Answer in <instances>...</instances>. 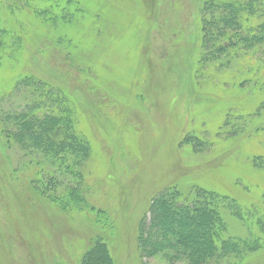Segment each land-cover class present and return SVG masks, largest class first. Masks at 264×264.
Returning a JSON list of instances; mask_svg holds the SVG:
<instances>
[{"label": "rangeland", "instance_id": "obj_1", "mask_svg": "<svg viewBox=\"0 0 264 264\" xmlns=\"http://www.w3.org/2000/svg\"><path fill=\"white\" fill-rule=\"evenodd\" d=\"M205 1L74 0L73 21L54 28L17 15L24 33L1 50L0 96L28 76L72 103L89 144L88 209L54 207L42 193L54 168L0 137V264H83L96 237L110 264H188L139 254L140 225L165 188L186 203L202 191L222 236L247 243L209 264H264V53L231 47L201 62ZM15 94L0 107H16Z\"/></svg>", "mask_w": 264, "mask_h": 264}, {"label": "trees", "instance_id": "obj_2", "mask_svg": "<svg viewBox=\"0 0 264 264\" xmlns=\"http://www.w3.org/2000/svg\"><path fill=\"white\" fill-rule=\"evenodd\" d=\"M260 2L206 0L199 17L202 27L200 61L207 63L231 47L241 48L245 52L260 47L264 53V20L259 19L262 15ZM74 3V0H0V57L4 53L2 51L8 49L9 41L15 44L20 40L23 31L19 29L23 23L19 15L28 13L32 19L52 28L66 27L80 11ZM4 16L9 18L5 20ZM58 34L59 43H64L63 33ZM17 90L19 94L15 96L19 99L18 105L10 109L0 107V137L13 142L25 152L41 154L45 163L57 172L49 177L56 184L46 185L42 193H49L48 201L58 210L66 214L75 210L82 214L88 206L79 187L84 185L82 169L89 157V144L77 130L72 103L60 90L28 76L19 78L13 91L0 96V101ZM58 182L64 186L61 195L50 193L54 192V187H58ZM179 193L165 188L152 198L149 225L144 231L145 224H141L138 235L141 257L162 255L171 263L184 260L188 264H209L219 257L241 253L247 248V243L241 239L222 236L220 212L213 208L212 200L203 201L202 191H198L196 198L189 203L180 202ZM227 205L230 209L233 206L230 201ZM238 217L242 218L240 214ZM110 263L104 239L93 238L83 264Z\"/></svg>", "mask_w": 264, "mask_h": 264}]
</instances>
